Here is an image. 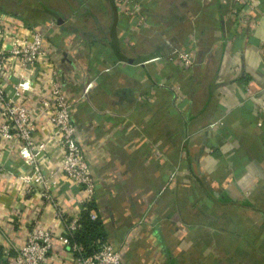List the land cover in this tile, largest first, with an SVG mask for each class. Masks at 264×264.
Wrapping results in <instances>:
<instances>
[{
    "label": "crops",
    "instance_id": "obj_1",
    "mask_svg": "<svg viewBox=\"0 0 264 264\" xmlns=\"http://www.w3.org/2000/svg\"><path fill=\"white\" fill-rule=\"evenodd\" d=\"M0 14L18 30L3 48L45 34L52 66L11 63L6 88L57 71L126 264H264V0H0ZM30 94L36 138L53 144L38 161L58 166L63 150ZM31 171L0 138V264H13L37 216L55 233L44 264H76L55 205L24 190ZM53 193L79 216L81 186Z\"/></svg>",
    "mask_w": 264,
    "mask_h": 264
},
{
    "label": "built area",
    "instance_id": "obj_2",
    "mask_svg": "<svg viewBox=\"0 0 264 264\" xmlns=\"http://www.w3.org/2000/svg\"><path fill=\"white\" fill-rule=\"evenodd\" d=\"M127 0H115L119 7H123ZM240 2L242 0H235ZM236 12L235 8H232ZM18 30L11 29L5 17L0 14V42L6 36L12 37ZM25 38V37H24ZM25 43H17L9 48L0 45V105L5 111V120L0 123V138L11 145H19V155L32 165L31 172L19 174V178L27 193L37 192L46 201L52 202L57 215L65 222V230L58 238L70 247L69 231L78 226L79 216L68 220L64 209L55 200L53 189L63 180L71 181L81 186L83 191L82 209L84 205L95 199L96 180L89 160L79 142L78 127L71 114V105L60 82L59 75L52 68H43L38 82L23 74L13 89L9 92L5 85L7 67L11 63L20 64L25 70L38 64L47 66L50 51L45 44V34L38 27L31 29V34L24 39ZM181 63L190 67L194 63L193 55L177 50ZM159 59L156 57L149 61ZM51 65V64H50ZM52 66V65H51ZM87 90V89H86ZM30 92L40 99V113L44 115L53 127L55 145L63 150L62 161L58 166L47 169L39 163L38 158H48L52 143L45 139L36 138L37 126L30 106L26 100H32ZM92 218L97 214L92 212ZM55 233L43 227L37 216L29 229L25 243L14 256L13 264H44L54 247ZM75 254L76 264H126L122 250L108 241H102L100 248L93 255H85L84 247L75 244L70 247Z\"/></svg>",
    "mask_w": 264,
    "mask_h": 264
},
{
    "label": "trees",
    "instance_id": "obj_3",
    "mask_svg": "<svg viewBox=\"0 0 264 264\" xmlns=\"http://www.w3.org/2000/svg\"><path fill=\"white\" fill-rule=\"evenodd\" d=\"M92 212L97 214L95 219L92 218ZM68 238L70 247L75 244L82 245L85 255H93L99 250L101 242L107 241L105 222L99 214L95 199L84 205V209L79 214L78 226L73 231H69Z\"/></svg>",
    "mask_w": 264,
    "mask_h": 264
}]
</instances>
